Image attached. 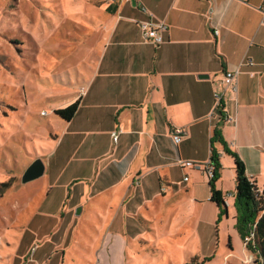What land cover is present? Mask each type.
I'll use <instances>...</instances> for the list:
<instances>
[{
  "label": "crops",
  "instance_id": "obj_1",
  "mask_svg": "<svg viewBox=\"0 0 264 264\" xmlns=\"http://www.w3.org/2000/svg\"><path fill=\"white\" fill-rule=\"evenodd\" d=\"M103 3L106 42L74 98L79 107L69 121L67 150L60 152L61 159L66 152L71 157L63 169L66 182L85 181L93 198L106 206L119 203V222L152 201L194 193L208 174L179 161L211 160L219 167L223 148L237 155L257 185L264 176V0ZM148 21L166 26L158 45L141 28ZM248 59L252 67L240 66ZM234 69L216 107L214 95L223 92L224 74ZM173 127L183 130L178 143ZM214 134L223 147L211 143ZM228 134L231 142L225 143ZM186 169L192 171L189 184ZM121 206L130 210L122 213Z\"/></svg>",
  "mask_w": 264,
  "mask_h": 264
},
{
  "label": "rangeland",
  "instance_id": "obj_2",
  "mask_svg": "<svg viewBox=\"0 0 264 264\" xmlns=\"http://www.w3.org/2000/svg\"><path fill=\"white\" fill-rule=\"evenodd\" d=\"M104 1L0 0V183H11L0 186V264H256L237 229L235 160L224 148L213 187L204 172L193 194L152 201L123 222L119 203L66 182L70 122L52 111L94 71L107 38ZM35 159L47 171L22 182ZM255 181L264 190V176ZM212 190L226 204L222 216L208 202Z\"/></svg>",
  "mask_w": 264,
  "mask_h": 264
},
{
  "label": "trees",
  "instance_id": "obj_3",
  "mask_svg": "<svg viewBox=\"0 0 264 264\" xmlns=\"http://www.w3.org/2000/svg\"><path fill=\"white\" fill-rule=\"evenodd\" d=\"M78 107L79 100L77 98L65 107L55 108L52 113L63 119L64 123H66L72 119ZM218 139L220 137L214 134L211 143ZM220 143L224 145L222 140H220ZM215 155L214 150H212V156L214 157ZM234 160V174L237 183L234 199L237 211V229L244 241L243 243L246 249L255 255L256 264H264V190L257 188L255 182L244 173V167L236 154H234ZM213 166V176L209 184L211 187H213L214 181L218 176V166ZM10 185L11 183H0V186L5 189ZM3 192L4 190L0 189V197L3 195ZM212 192L213 196L209 201L215 204L221 212L219 216H222L226 213V204L217 191L212 190Z\"/></svg>",
  "mask_w": 264,
  "mask_h": 264
},
{
  "label": "built area",
  "instance_id": "obj_4",
  "mask_svg": "<svg viewBox=\"0 0 264 264\" xmlns=\"http://www.w3.org/2000/svg\"><path fill=\"white\" fill-rule=\"evenodd\" d=\"M115 0H110V2H114ZM141 28L144 31L146 35V39L150 40L152 43L158 45L161 42L162 36L159 34L161 30H164L166 26L164 23H152V21H148L146 23L141 24ZM216 33V31H214ZM247 65V66H253L252 60L248 59L245 60L243 63H241L240 66ZM237 73V69L226 71L224 74V90L221 93H216L214 96L215 100V106L218 107L221 102V98H223L225 91L227 88L232 84L233 79L235 77V74ZM252 75V73L250 72ZM172 138L175 143H178L181 140V137L183 135V130L181 128L173 127L171 130ZM118 137L117 132L112 133V140L115 141ZM179 166L182 168L185 167H191V168H197L202 169L204 168L206 173L211 177L213 175V169L214 166L210 162V160L206 164H193L190 161H179ZM187 177H184V180H186Z\"/></svg>",
  "mask_w": 264,
  "mask_h": 264
},
{
  "label": "water",
  "instance_id": "obj_5",
  "mask_svg": "<svg viewBox=\"0 0 264 264\" xmlns=\"http://www.w3.org/2000/svg\"><path fill=\"white\" fill-rule=\"evenodd\" d=\"M132 3H134V0H132ZM199 78H207L208 75L206 74H200L198 76ZM44 166L40 159H35L33 162L28 164V166L25 168L21 181L27 182L29 180H33L35 178L40 177L43 174ZM76 214H78V210L76 211Z\"/></svg>",
  "mask_w": 264,
  "mask_h": 264
}]
</instances>
